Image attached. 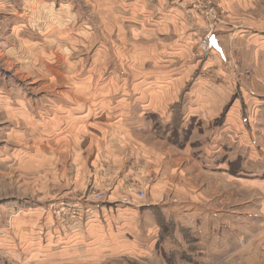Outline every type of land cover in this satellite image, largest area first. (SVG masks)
Masks as SVG:
<instances>
[{"label":"rangeland","instance_id":"374dc122","mask_svg":"<svg viewBox=\"0 0 264 264\" xmlns=\"http://www.w3.org/2000/svg\"><path fill=\"white\" fill-rule=\"evenodd\" d=\"M95 1L0 0V264H264V96L256 62L264 0H179L207 28L182 39L193 52L186 66L194 68L183 97L202 79L227 100L215 116L185 118L183 98L171 107V120L144 116L143 126L158 134L143 137L156 146L158 166L122 192L127 205L110 202L114 188H101L104 167L78 172L81 161L94 169L87 146L47 140L38 129L89 75L99 37L111 40L98 26ZM85 27L97 35L94 43L82 35ZM211 31L229 62L213 55ZM114 41L101 82L119 71L122 60L116 63L112 53L128 54ZM103 192L106 200L91 205L86 219L85 201ZM123 209L132 229L116 244L76 240L92 222L107 224ZM195 212L194 225L180 221Z\"/></svg>","mask_w":264,"mask_h":264},{"label":"crops","instance_id":"0c3cea01","mask_svg":"<svg viewBox=\"0 0 264 264\" xmlns=\"http://www.w3.org/2000/svg\"><path fill=\"white\" fill-rule=\"evenodd\" d=\"M121 2L124 1H95L99 15L98 26L107 31L111 40L99 37L100 46L94 53V64L89 75L76 88L70 87V92L63 95V100L54 105L51 119L59 117L54 126L47 127L51 120L48 119L45 120L46 125H41L38 129L42 130L47 140L54 136L55 139H63L65 144L76 145L78 149L84 150L87 146L88 154H93L94 169L92 171L80 160L78 172L86 174L99 170L100 165L104 167L107 183L101 185V188H111L112 191L114 188L109 196L113 200L110 202L127 205L124 200L126 196L122 192L133 187L135 178L147 177V172L158 160L157 154L155 155L156 146H149L146 139H143L147 134L155 138L158 136L156 130L143 126L144 116L158 113L164 120H171V107L181 98L185 102L182 113L185 118L208 114L215 116L220 113L221 104L227 98H222L221 93L215 89H207V84L202 79L196 80L190 94L186 93L183 97L194 68L186 66L193 52L192 49L182 47V39L190 40L192 33L207 30L192 16V9L188 10L179 0H141L132 1L125 6ZM117 15H121L122 19H118ZM116 16L117 19L114 18ZM88 29L92 30L91 27H85L82 35L91 41L89 43H94L92 41H95L97 35L96 38L93 37ZM111 30L115 31L114 37L118 41H114ZM208 39L213 55H217L221 61L229 62L225 56L227 48L219 42L217 33L211 31ZM113 41L120 45L117 47L124 50L123 53L128 51V54L116 56L112 53L116 63H119L117 57L122 60L120 66L116 64L119 71L111 70L106 80L101 82V70L105 67L107 57H110L109 44ZM259 41L261 45L256 53V62L260 61L257 66L261 72L258 91L264 96V69L261 62L264 60L261 56H264V38L261 37ZM56 107L59 110L55 112ZM95 183L98 184L96 180ZM126 210L128 209H123L120 216L110 217L107 224L97 225L96 221L92 222L93 225L86 234H75L76 240L96 239L99 244H116V239L124 231L132 229L131 217L126 214ZM149 215L151 220L153 214L144 213L146 218ZM180 217V221L187 222L183 224L190 226L194 225L191 221H198L200 215L195 212L192 217ZM121 221L126 222L124 224L129 228L124 229L127 226ZM176 221L178 222L177 219ZM86 223L90 224L91 221L86 220Z\"/></svg>","mask_w":264,"mask_h":264},{"label":"built area","instance_id":"2783aa9c","mask_svg":"<svg viewBox=\"0 0 264 264\" xmlns=\"http://www.w3.org/2000/svg\"><path fill=\"white\" fill-rule=\"evenodd\" d=\"M138 196L140 197L141 200H145L147 194L144 191H140L138 193ZM106 200V195L105 192L98 194V196L96 197H92V198H88L87 201H85L84 206L87 209V212L85 215L86 219H91V211H93V209L91 208V205H98V203L103 202ZM83 217V216H82Z\"/></svg>","mask_w":264,"mask_h":264}]
</instances>
